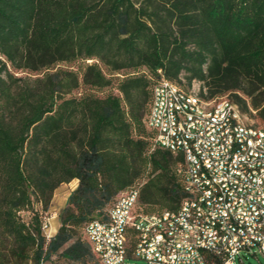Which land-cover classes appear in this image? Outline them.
Masks as SVG:
<instances>
[{
    "label": "trees",
    "instance_id": "trees-1",
    "mask_svg": "<svg viewBox=\"0 0 264 264\" xmlns=\"http://www.w3.org/2000/svg\"><path fill=\"white\" fill-rule=\"evenodd\" d=\"M114 76L116 95H73ZM161 77L185 91L200 82L206 99L230 93L264 127V0H0V264L88 263L79 232L143 180L144 213L179 208L184 159L150 152L143 123ZM72 180L47 241L42 216Z\"/></svg>",
    "mask_w": 264,
    "mask_h": 264
},
{
    "label": "built area",
    "instance_id": "built-area-1",
    "mask_svg": "<svg viewBox=\"0 0 264 264\" xmlns=\"http://www.w3.org/2000/svg\"><path fill=\"white\" fill-rule=\"evenodd\" d=\"M175 95H181L176 84L161 77L143 123L153 133L150 152L161 149L173 155L175 128H169L167 118H176V128H183L186 151L176 172L184 200L176 211L148 214L139 205L145 180L121 192L81 232L91 255L86 264H125L128 256L146 264H243L245 255L264 261V165L256 164L249 143L241 145L243 134L228 119L222 120L227 129L215 126L218 111L194 122L190 107L175 102ZM252 114L257 117L255 110ZM259 128L264 144L260 122ZM191 162H198L200 174H193ZM55 218L42 216L47 241L54 236Z\"/></svg>",
    "mask_w": 264,
    "mask_h": 264
},
{
    "label": "bare ground",
    "instance_id": "bare-ground-1",
    "mask_svg": "<svg viewBox=\"0 0 264 264\" xmlns=\"http://www.w3.org/2000/svg\"><path fill=\"white\" fill-rule=\"evenodd\" d=\"M177 89L181 95H175V102L184 101V104L190 107L191 114L194 115V122H203V119H211V117L217 115L218 111L219 118H215V126H219V129H227V122H222V120L228 119V123H232V126H235L243 134L244 138H241V145H248L249 143L250 148L255 153L256 164L264 165L262 135L260 129L256 127L253 111L250 108L248 112L244 113L237 104L228 99L202 98L201 95L203 97L207 96L204 88L200 90L192 87L189 91H185L180 87H177ZM167 125L169 128H175V132L172 135V148L176 154H181L184 159L186 144L183 140V128H176V118H167ZM191 169L193 174H200L198 162H191Z\"/></svg>",
    "mask_w": 264,
    "mask_h": 264
},
{
    "label": "rangeland",
    "instance_id": "rangeland-1",
    "mask_svg": "<svg viewBox=\"0 0 264 264\" xmlns=\"http://www.w3.org/2000/svg\"><path fill=\"white\" fill-rule=\"evenodd\" d=\"M91 62L92 61H88L87 63H91ZM80 64H81L80 62L73 63V64H60L57 66V68L68 69L71 71H78ZM10 71L18 78H35V77L41 76V74L31 75V74H28L27 72L13 71L11 69H10ZM115 77L116 76L112 77V79H113L112 84L108 88H105L102 90H96V91L91 90L90 91V90L86 89L85 87L80 86L77 90H75L73 92V95L76 97H79L81 94H83L85 92H91L98 97H104L108 93H112V94L116 95L117 94V90H116V82L117 81H116ZM182 79H183L182 84L186 85L187 83H186L185 78L183 77ZM192 87L193 88H199L200 90L202 88H204L206 90V88L203 86L202 83L196 82V81L192 82L191 88ZM206 93H207V90H206ZM220 97H224L222 99L232 100L230 93L224 94ZM71 188H72V186L63 184V185H60L54 191L50 206H49L48 211H47L48 214H56V218L51 221L50 232L53 234L55 232H57V230L59 228V224H60L59 215H60L61 211L63 210V208L66 206V201H67L66 197H67L68 193L70 192ZM53 198H54V202H53ZM109 206L110 205H108L106 208H108ZM34 207H35V209H39L40 206L34 205ZM21 216H22V219L25 221H29V219L31 217L29 212H24L21 214ZM79 237L81 238L80 232H79ZM48 261L50 264H82L79 262H67V261L63 260L62 258H60L58 254L52 255ZM260 263L263 264L264 261H263L262 257L259 255H256V256L245 255L243 258V264H260ZM29 264H30V262H29ZM125 264H146V263L142 260H138V259H134L132 257H129L126 259ZM237 264H240V263L237 261Z\"/></svg>",
    "mask_w": 264,
    "mask_h": 264
},
{
    "label": "crops",
    "instance_id": "crops-1",
    "mask_svg": "<svg viewBox=\"0 0 264 264\" xmlns=\"http://www.w3.org/2000/svg\"><path fill=\"white\" fill-rule=\"evenodd\" d=\"M64 185H70V186H72V188H71V190H70V192L68 193V195H67V197H66V199L68 198V196H69V194L77 187V185H78V181L77 180H72L70 183H68V184H64ZM53 202H54V198H53ZM59 226H60V224H59ZM53 234V233H52ZM56 234V232L53 234V235H55ZM130 256H128V258H129Z\"/></svg>",
    "mask_w": 264,
    "mask_h": 264
}]
</instances>
